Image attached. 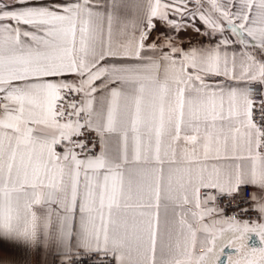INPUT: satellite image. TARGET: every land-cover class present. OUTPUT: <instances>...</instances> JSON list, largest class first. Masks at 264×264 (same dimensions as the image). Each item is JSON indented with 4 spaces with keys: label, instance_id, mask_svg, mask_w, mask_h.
<instances>
[{
    "label": "snow or ice",
    "instance_id": "6c2138e0",
    "mask_svg": "<svg viewBox=\"0 0 264 264\" xmlns=\"http://www.w3.org/2000/svg\"><path fill=\"white\" fill-rule=\"evenodd\" d=\"M18 256L264 264V0H0Z\"/></svg>",
    "mask_w": 264,
    "mask_h": 264
},
{
    "label": "crops",
    "instance_id": "0c3cea01",
    "mask_svg": "<svg viewBox=\"0 0 264 264\" xmlns=\"http://www.w3.org/2000/svg\"><path fill=\"white\" fill-rule=\"evenodd\" d=\"M199 251H203V249H199ZM17 258L20 259L21 261L26 260V259L30 260L32 264H35V261H36V258L34 256L33 257L18 256Z\"/></svg>",
    "mask_w": 264,
    "mask_h": 264
},
{
    "label": "built area",
    "instance_id": "2783aa9c",
    "mask_svg": "<svg viewBox=\"0 0 264 264\" xmlns=\"http://www.w3.org/2000/svg\"><path fill=\"white\" fill-rule=\"evenodd\" d=\"M228 215H229V216L231 215V211L228 212Z\"/></svg>",
    "mask_w": 264,
    "mask_h": 264
}]
</instances>
